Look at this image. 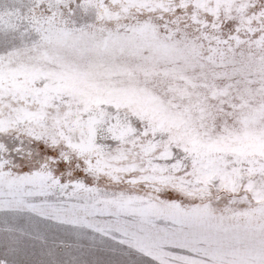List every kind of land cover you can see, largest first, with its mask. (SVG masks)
I'll list each match as a JSON object with an SVG mask.
<instances>
[{
  "label": "snow or ice",
  "instance_id": "1",
  "mask_svg": "<svg viewBox=\"0 0 264 264\" xmlns=\"http://www.w3.org/2000/svg\"><path fill=\"white\" fill-rule=\"evenodd\" d=\"M0 264H264V0H0Z\"/></svg>",
  "mask_w": 264,
  "mask_h": 264
}]
</instances>
